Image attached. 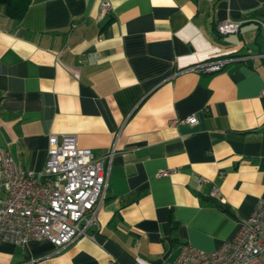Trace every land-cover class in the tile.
<instances>
[{
	"label": "crops",
	"instance_id": "crops-1",
	"mask_svg": "<svg viewBox=\"0 0 264 264\" xmlns=\"http://www.w3.org/2000/svg\"><path fill=\"white\" fill-rule=\"evenodd\" d=\"M108 1L0 8V148L38 172L50 133L94 157L114 144L97 226L60 250L0 242V264H163L182 243L217 249L264 201V0ZM227 18L239 31L220 35ZM228 57L245 58L184 70Z\"/></svg>",
	"mask_w": 264,
	"mask_h": 264
},
{
	"label": "built area",
	"instance_id": "built-area-1",
	"mask_svg": "<svg viewBox=\"0 0 264 264\" xmlns=\"http://www.w3.org/2000/svg\"><path fill=\"white\" fill-rule=\"evenodd\" d=\"M110 8L108 0H101L100 15ZM240 25V21L227 18L218 21L215 30L220 35L234 34ZM260 26L264 44V19ZM258 55L264 57V50ZM244 58L208 59L184 70L213 73L230 61ZM184 122L194 124L196 118L190 115L173 121ZM113 151L114 144L109 154L94 157L89 148L78 145L74 134L50 133L44 165L34 172L25 170L7 150L0 148V242L23 247L32 239H47L60 250L86 237L88 230L97 226ZM168 172L161 170L157 176ZM216 192L213 188L212 194ZM261 255H264L263 200L256 203L235 234L217 249L207 252L182 243L178 254L163 264H254Z\"/></svg>",
	"mask_w": 264,
	"mask_h": 264
},
{
	"label": "trees",
	"instance_id": "trees-1",
	"mask_svg": "<svg viewBox=\"0 0 264 264\" xmlns=\"http://www.w3.org/2000/svg\"><path fill=\"white\" fill-rule=\"evenodd\" d=\"M30 1L31 0H0V8L7 17L20 19L27 10ZM210 202H214V200L210 199ZM218 206L225 209L222 204H218Z\"/></svg>",
	"mask_w": 264,
	"mask_h": 264
}]
</instances>
